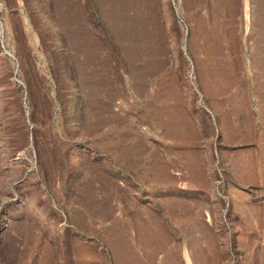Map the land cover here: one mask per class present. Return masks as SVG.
<instances>
[{
    "label": "rangeland",
    "instance_id": "1",
    "mask_svg": "<svg viewBox=\"0 0 264 264\" xmlns=\"http://www.w3.org/2000/svg\"><path fill=\"white\" fill-rule=\"evenodd\" d=\"M0 264H264V0H0Z\"/></svg>",
    "mask_w": 264,
    "mask_h": 264
}]
</instances>
